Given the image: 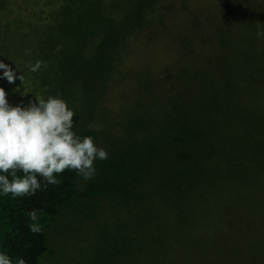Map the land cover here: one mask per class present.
<instances>
[{
    "label": "trees",
    "instance_id": "16d2710c",
    "mask_svg": "<svg viewBox=\"0 0 264 264\" xmlns=\"http://www.w3.org/2000/svg\"><path fill=\"white\" fill-rule=\"evenodd\" d=\"M212 4L0 0L1 39L11 31L9 51L24 60L15 101L60 94L73 131L109 153L88 181L65 170L31 197L0 191V253L13 264L65 257L61 244L76 264H187L211 251L234 264L232 239L256 226L264 238V208L242 209L264 186V0ZM173 30L179 60L144 62Z\"/></svg>",
    "mask_w": 264,
    "mask_h": 264
},
{
    "label": "clouds",
    "instance_id": "9594fccd",
    "mask_svg": "<svg viewBox=\"0 0 264 264\" xmlns=\"http://www.w3.org/2000/svg\"><path fill=\"white\" fill-rule=\"evenodd\" d=\"M257 38L264 39V31H257ZM26 54H30L28 50ZM44 64L38 60L30 70L36 72ZM0 69L4 70L2 78L9 84H14L17 78L24 79L3 62ZM59 95L49 96L47 100L35 97L27 107H13L5 90L0 88V191L4 195L34 196L42 187L58 185L57 174L65 170H73L88 181L96 175L95 162L109 158V153L98 147L92 137H81L73 131L74 112ZM38 177L45 182L43 185ZM29 217L36 222L37 210H32ZM31 230L38 231L36 224ZM0 264H13V261L0 253ZM16 264L26 261L20 258Z\"/></svg>",
    "mask_w": 264,
    "mask_h": 264
},
{
    "label": "rangeland",
    "instance_id": "374dc122",
    "mask_svg": "<svg viewBox=\"0 0 264 264\" xmlns=\"http://www.w3.org/2000/svg\"><path fill=\"white\" fill-rule=\"evenodd\" d=\"M212 2H215V0H203V3L206 4V7H208L211 12H214L215 4L211 5ZM24 9L25 7L23 6V7H18L17 10L22 11ZM20 11L19 13L24 14V12H20ZM199 12L201 14L205 13L204 10L202 9ZM27 14H25L24 16L26 17ZM5 18H6L5 13H0V22L5 21ZM15 18L16 19L13 20V27L19 30L20 28L18 24H20V20L17 16H15ZM2 27L3 26L0 25V29ZM10 32L11 31H8L5 36L2 35L3 37L2 39L0 35V62H3L9 65L13 69V71L16 73V76L19 77L22 75L21 73L22 69L20 68L19 64H22L24 60L21 58H13L11 51H9L8 43H10V39L7 38V35ZM175 33H176V30H173L169 33V36H166V37L161 36V38L158 37L155 41V47H154L153 52L152 53L146 52V56H143L142 59H144V62L146 63L150 62L155 67H158L162 65L163 63L165 64L162 66H165L167 64L176 63V61L179 60V58L177 57V53H179L178 48H177L179 42L177 38L175 37ZM1 40L4 43H2ZM3 71H4L3 69H0V88H3L5 90V92L7 93V98L9 97V95L12 97L10 99L11 105L15 104V106H20V102L15 101L16 95H13V93H11V87L14 86L15 92L17 93L20 90V87L18 84L21 83L20 82L21 80L17 78L16 79L17 82L15 81L14 84H9L6 79L2 78ZM23 83H24V80L22 81L20 85H23ZM254 189H256V191H254V195L250 196L249 198H247L245 202H243L242 209L249 207L254 213H258L262 208H264V186L261 188L257 186V187H254ZM250 198H254L253 203L249 201ZM247 212H250V211H247ZM206 231L208 233V228L206 229ZM261 231H262V228L259 227L258 229V226H256L254 227L249 238H247L245 241L240 242L238 239L231 240L232 242L231 247L236 248L237 250V259L235 261L236 264H263L264 238L260 237L259 233H261ZM67 245L68 244L63 246L61 244L60 246L62 252L63 253L65 252V254H68L67 256L62 257L59 255L53 260L44 262V264H76V261H75V259H77L76 252L72 249L70 250L65 249ZM184 254L185 253L182 252L183 256ZM185 259L187 260L186 261L187 264L188 262L189 264H221L219 255L217 256L215 251L213 252L211 251V253H208V254L202 253V252L197 253L194 257H190L186 255ZM205 261H208V262H205Z\"/></svg>",
    "mask_w": 264,
    "mask_h": 264
}]
</instances>
